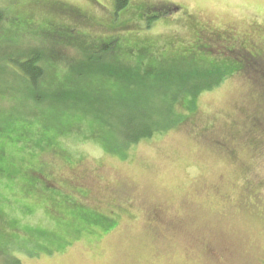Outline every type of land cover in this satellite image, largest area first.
Instances as JSON below:
<instances>
[{
    "label": "rangeland",
    "instance_id": "rangeland-1",
    "mask_svg": "<svg viewBox=\"0 0 264 264\" xmlns=\"http://www.w3.org/2000/svg\"><path fill=\"white\" fill-rule=\"evenodd\" d=\"M0 13V264H264V76L220 66L264 55V0H132L120 15L114 0H0ZM37 55L32 84L11 58ZM176 88L183 121L120 141L141 121L124 104L166 112ZM35 154L50 179L30 190ZM47 185L101 221L69 220Z\"/></svg>",
    "mask_w": 264,
    "mask_h": 264
},
{
    "label": "trees",
    "instance_id": "trees-1",
    "mask_svg": "<svg viewBox=\"0 0 264 264\" xmlns=\"http://www.w3.org/2000/svg\"><path fill=\"white\" fill-rule=\"evenodd\" d=\"M131 2H132V0H114V8H115V11L117 12V14L120 15V13L124 12L125 10H127L130 7ZM159 14H160V12L157 15H155L154 18L159 17ZM3 16L4 15H2L0 13V25L2 24L1 22H2ZM53 19L55 20V18H53ZM104 47H107V46H104ZM133 50H134V48H133ZM243 50H244V53H245L246 56H241L240 57L241 60H239L236 57H234V58L231 57V58L227 59V61L229 62L228 65H226V66L225 65L223 66L222 64L220 65L221 68H222V71H221L222 78H225V76H227V74L230 73V71H240V72L250 71V72H252L255 75L259 74L260 77L264 76V74H263L264 67L262 66V65H264V55H262V54H252L251 52H250L251 54H249L248 50L245 47H243ZM142 52H143V49H141L139 51V53H142ZM244 53L241 52V54H244ZM234 55H235V53H234ZM11 61L17 66V68L19 70V73H21L20 74L21 77L26 78L32 84L37 83L38 80L42 76H44L46 74V68L44 66H42L40 64V62H39L40 61L39 60V55H37L36 57H30V58H27V59H24V60H15V59L11 58ZM196 86H197L196 84H192L191 85L192 88L190 87L188 89L189 90L188 91L189 96L186 97L184 95V97H183V98H185V101L187 103V105L185 106L186 110H188L189 106L192 105L193 101L195 100L194 97L199 92L198 91L199 88L197 90H195ZM204 87L207 88V87H209V85L206 84ZM181 88H183V87H181ZM181 88H176L177 89V90H175L176 91V95L175 96L173 95V97L171 99L172 102H170L166 106L167 111L165 112L164 110H161V112L159 111L157 113L158 115H161V114L165 113L168 117L171 118V119H168L169 122H167L166 126H163L161 124H159V125H161L159 128L156 126V128H158V130L157 129L155 130L153 128V125L156 124V120H155L154 117L157 116L155 111H156V108L158 106L155 105V109L153 108L152 109V113L150 114L149 117H147L146 112H144V109L141 108L140 106L134 105V104H127V105L124 104L128 108L136 107V108H132L131 110H135L136 111L135 114L139 116V120H141V121H140V125L133 126V123L136 122V120L134 119L131 122L132 123L131 128H132L133 135L132 136H128V137H121L120 136L121 140H120V138H119V140L123 141L125 143H132V142H134V141H136L138 139H141L143 137H149V136L153 135L156 132H159V131L167 128V127H170V126L180 122V121H183L185 116L180 114V113H178V112H176L175 111V107H174L175 102H177V100L178 101L180 100L179 97L181 96L180 95ZM193 91H197V92L194 93ZM96 106L97 105H92V107H94L96 109L97 113L99 115H101V116L105 115L104 114V113H106L105 110L108 111V109H109L111 112L116 111L113 108L107 107L106 104L105 105L103 104L104 108H102V109H101V106H98V107H96ZM108 115H111V114H108ZM100 121L102 122V124H105L107 126V129L109 130V132L112 131L111 129L113 128L112 127L113 122H111L110 119L100 120ZM64 122L65 121L63 119H61V118L58 119V121H57V123H59L60 125H61V123H64ZM73 123H80V119L72 120V124ZM93 123L98 125L96 122H93ZM65 125L68 126V125H71V123L70 122H68V123L66 122L64 124V126ZM99 126L100 127L98 129L102 130L101 129L102 125H99ZM154 130H155V132H154ZM96 131H97V129H96ZM91 132L92 131L89 130V133H88L89 136L91 135ZM134 133H137V134L134 135ZM107 134L110 135V136L112 135V133H106V135ZM42 140H43L44 143H47V145H46V147H44V149L47 148V147L53 148V153L55 154V156H59V153H62L61 149H59L58 143L55 142V140H56L55 136H52L50 134L49 135H45ZM41 150H43V149H41ZM31 157L32 158H31V161H30V166L28 168H25V171L23 172V175L25 176V185L27 187H29L30 190H33L36 187V185H34V184H39L40 182L43 183L44 181H47V180L49 181L50 178L46 177V176L38 177V175L37 176L33 175V171L39 172V171H41V169H45L47 167L46 166L47 164H45V162H43V163H41L39 165V164L33 162L36 159L35 157H37L36 154L31 156ZM0 171H2V170L0 169ZM41 172L43 173V171H41ZM45 187H46L47 190L48 189H52V188H49L48 185L45 186ZM77 189L74 192H76ZM53 190H55V189H53ZM78 191H79V193H81L82 189H79ZM56 193H58V196L56 197L57 202H59L62 205L63 204L66 205L67 209H69L68 212H67L69 220L75 219L76 221H79V220L80 221H84V220L87 219V216L90 215L91 218L94 217V218L97 219V221H99V222L101 221V218H100L99 214H97L95 211H93L95 213H92L91 211H88V209L86 207H84L83 204L79 203V200L74 198V195L72 193H70V194L69 193L68 194L59 193L57 190H55V192H51V194H53V196H55L54 194H56ZM68 206L70 208H68ZM68 223H70V222H68Z\"/></svg>",
    "mask_w": 264,
    "mask_h": 264
},
{
    "label": "flooded vegetation",
    "instance_id": "flooded-vegetation-1",
    "mask_svg": "<svg viewBox=\"0 0 264 264\" xmlns=\"http://www.w3.org/2000/svg\"><path fill=\"white\" fill-rule=\"evenodd\" d=\"M62 13H64V14H67V16L68 17H70V16H72V17H75V15L76 16H78V19H81V18H83L85 15L83 14V12L81 11V10H79V9H74V10H72V11H70V10H65L64 12H62ZM63 19V18H62ZM258 54V53H257ZM52 186H55V185H52ZM54 188H52V189H48L50 192H55V190H53Z\"/></svg>",
    "mask_w": 264,
    "mask_h": 264
}]
</instances>
